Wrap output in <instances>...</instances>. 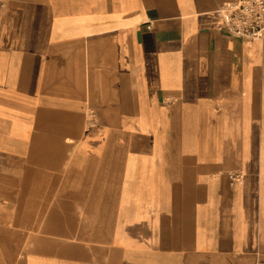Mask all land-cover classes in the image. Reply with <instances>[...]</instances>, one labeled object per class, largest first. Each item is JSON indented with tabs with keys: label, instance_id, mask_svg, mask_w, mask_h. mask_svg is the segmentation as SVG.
Segmentation results:
<instances>
[{
	"label": "crops",
	"instance_id": "crops-1",
	"mask_svg": "<svg viewBox=\"0 0 264 264\" xmlns=\"http://www.w3.org/2000/svg\"><path fill=\"white\" fill-rule=\"evenodd\" d=\"M233 0H0V264H264V41Z\"/></svg>",
	"mask_w": 264,
	"mask_h": 264
},
{
	"label": "built area",
	"instance_id": "built-area-1",
	"mask_svg": "<svg viewBox=\"0 0 264 264\" xmlns=\"http://www.w3.org/2000/svg\"><path fill=\"white\" fill-rule=\"evenodd\" d=\"M217 10L222 31L242 40L264 41V0H233Z\"/></svg>",
	"mask_w": 264,
	"mask_h": 264
},
{
	"label": "bare ground",
	"instance_id": "bare-ground-1",
	"mask_svg": "<svg viewBox=\"0 0 264 264\" xmlns=\"http://www.w3.org/2000/svg\"><path fill=\"white\" fill-rule=\"evenodd\" d=\"M257 41H259V40H257Z\"/></svg>",
	"mask_w": 264,
	"mask_h": 264
}]
</instances>
